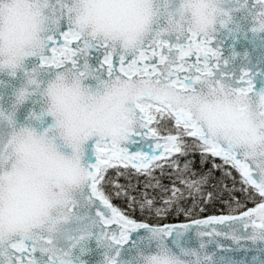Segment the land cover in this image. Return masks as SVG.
<instances>
[{
    "label": "snow or ice",
    "instance_id": "6c2138e0",
    "mask_svg": "<svg viewBox=\"0 0 264 264\" xmlns=\"http://www.w3.org/2000/svg\"><path fill=\"white\" fill-rule=\"evenodd\" d=\"M241 39L264 49V0H0V264H264V55ZM196 153L225 214L180 206L214 199Z\"/></svg>",
    "mask_w": 264,
    "mask_h": 264
},
{
    "label": "trees",
    "instance_id": "16d2710c",
    "mask_svg": "<svg viewBox=\"0 0 264 264\" xmlns=\"http://www.w3.org/2000/svg\"><path fill=\"white\" fill-rule=\"evenodd\" d=\"M195 161L194 164V171L197 172V178L200 174H204L207 176V183L202 186V191L206 194L208 192H212L214 199L212 200H201L202 208L204 209L203 213L204 216L210 215H221L225 214L228 211V205L225 203V199L229 197V191L232 187V180L230 177L224 175L223 171L217 170L213 168V160L209 159L206 163H202L199 157V154L196 153L193 156L189 157ZM215 163H219L218 160ZM171 169H169L165 175L161 176L159 170L156 172V176L162 181L163 184L171 186V179H174L172 175ZM115 172V170H110V174ZM145 177H133L131 179V184L137 185L139 191H143V184H144ZM121 183H129L124 177H120ZM227 186V188L225 187ZM238 188V186H237ZM150 193H153L152 189H148ZM136 193V192H133ZM231 196H234L237 200L242 199L244 193L240 192L239 190L231 192ZM122 200H116L115 203L120 204ZM124 201V200H123ZM250 203V202H249ZM124 206V205H121ZM131 211V210H130ZM135 216H139L140 212L138 209L133 213ZM170 221H180L184 220L185 215L182 213L180 215H175L174 213L168 215ZM166 219H163L162 222H166Z\"/></svg>",
    "mask_w": 264,
    "mask_h": 264
},
{
    "label": "water",
    "instance_id": "95a60500",
    "mask_svg": "<svg viewBox=\"0 0 264 264\" xmlns=\"http://www.w3.org/2000/svg\"><path fill=\"white\" fill-rule=\"evenodd\" d=\"M231 44H232V41L229 40L226 43L225 48L230 47ZM236 47H237V50L238 51L243 52V51L247 50L248 52H250V54H251L254 62H255V60L258 57H260L261 55H264V49H262V48L259 47V41H257V47L253 48V45H251L247 41L241 39L237 43ZM210 216H212V215H210ZM206 217H209V216H205V217H201V218H206ZM184 222H186V221H184ZM175 223H182V222H175ZM222 242L224 244L228 245L230 249L235 248V245L232 244L231 241L223 240ZM248 247H250V245H248ZM224 255L230 256L233 259L238 260V261L244 260V261H246V264H252V257L254 255H257V253L255 251H240V250L232 251V250H230V251L224 253ZM94 258L95 257H93V259ZM86 259H87V257H86Z\"/></svg>",
    "mask_w": 264,
    "mask_h": 264
},
{
    "label": "rangeland",
    "instance_id": "374dc122",
    "mask_svg": "<svg viewBox=\"0 0 264 264\" xmlns=\"http://www.w3.org/2000/svg\"><path fill=\"white\" fill-rule=\"evenodd\" d=\"M156 191L158 192L159 190H156ZM148 192H149V191H148ZM149 193H150V192H149ZM133 194L135 195V194H137V193H133ZM157 198L159 199V197H157ZM200 201H201V200H200L199 198H195V201H194V198H187V199L181 201L180 206H181V207H186V208H188V209L190 210V214H191V216H194V217H196V218L205 217V216H204V213L200 211V209H203V208H202V204H201ZM193 202H195V207H193ZM120 204H121V205H124L125 202L122 200V201H120ZM203 211H204V209H203ZM172 213H174V214L177 216V215H180L182 212H179V211H175V210H173V211H171L168 215H170V214H172ZM182 214L185 215L184 213H182ZM168 215L162 218V220H163V219H166V220H165L166 222H164V223L184 222V221H186V220L188 219V217L185 216V218H183L184 220H180V221H170V220L168 219V218H169Z\"/></svg>",
    "mask_w": 264,
    "mask_h": 264
}]
</instances>
